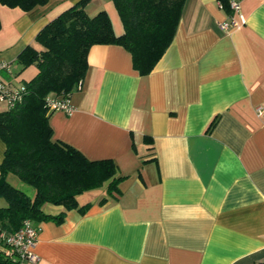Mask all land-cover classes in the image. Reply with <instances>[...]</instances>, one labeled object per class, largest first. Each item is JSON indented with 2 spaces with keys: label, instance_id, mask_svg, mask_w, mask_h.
<instances>
[{
  "label": "crops",
  "instance_id": "1",
  "mask_svg": "<svg viewBox=\"0 0 264 264\" xmlns=\"http://www.w3.org/2000/svg\"><path fill=\"white\" fill-rule=\"evenodd\" d=\"M76 1L30 11L0 4V60L10 64L2 79L18 84L36 74L35 65L16 64L17 54ZM239 5L229 14L218 0H184L172 41L146 75L123 46L90 47L70 95L75 109L50 113L53 137L88 159H112L126 177L105 203L104 187L78 195L89 204L84 212L45 204L63 217L37 222L38 260L15 264L264 261V0ZM99 10L121 33L112 1L85 6L89 15ZM230 15L239 25L223 30ZM4 151L0 139V162Z\"/></svg>",
  "mask_w": 264,
  "mask_h": 264
},
{
  "label": "trees",
  "instance_id": "2",
  "mask_svg": "<svg viewBox=\"0 0 264 264\" xmlns=\"http://www.w3.org/2000/svg\"><path fill=\"white\" fill-rule=\"evenodd\" d=\"M48 0H0L1 5L30 11ZM89 0H78L35 35L34 45H26L16 56L21 68L35 65L37 72L23 81L21 98L0 110V139L5 145L0 162V264H15L6 255L4 237L20 227L24 219L37 223L60 221L64 211L50 214L45 204L60 205L80 212L77 196L105 188V203L118 192L126 176L110 158L88 159L72 145L53 137L49 122L48 96H64L78 89L88 68L87 54L94 44L121 45L129 51L132 65L141 75L148 74L173 39L184 0H111L122 24L116 33L105 10L93 15L85 11ZM229 14L230 0H218ZM1 26V22H0ZM214 117L206 131L215 125ZM152 147V146H151ZM9 176L31 186L33 195L13 185ZM256 264H264V261Z\"/></svg>",
  "mask_w": 264,
  "mask_h": 264
},
{
  "label": "built area",
  "instance_id": "3",
  "mask_svg": "<svg viewBox=\"0 0 264 264\" xmlns=\"http://www.w3.org/2000/svg\"><path fill=\"white\" fill-rule=\"evenodd\" d=\"M229 6L233 13H239V0H230ZM239 23L231 15L228 19L220 23L223 30L238 26ZM10 64L0 60V70H8ZM24 91L23 82L12 84L0 77V101L5 103V107H10L15 104ZM46 104L50 111L60 110L66 114H70L74 109L71 102L70 94L64 96H48ZM39 225L30 219H24L19 228L9 232L4 237V251L6 255H11L17 260H26L36 262L38 256L34 253L33 247L36 242Z\"/></svg>",
  "mask_w": 264,
  "mask_h": 264
},
{
  "label": "rangeland",
  "instance_id": "4",
  "mask_svg": "<svg viewBox=\"0 0 264 264\" xmlns=\"http://www.w3.org/2000/svg\"><path fill=\"white\" fill-rule=\"evenodd\" d=\"M0 104L2 105V106H4V102H0ZM13 178H11L12 180V183H14L15 181H16V183H17V187L19 188V189H21V190H23L26 194H28L29 196H32L33 195V192H34V190H33V188L31 187V186H28V185H26V184H24V183H22V182H19V180L16 178V177H14V176H12ZM14 179V180H13Z\"/></svg>",
  "mask_w": 264,
  "mask_h": 264
}]
</instances>
